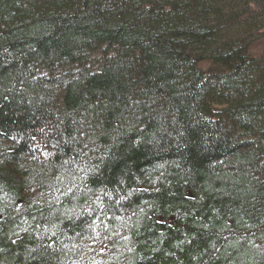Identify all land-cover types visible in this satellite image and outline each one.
Instances as JSON below:
<instances>
[{
	"label": "trees",
	"instance_id": "obj_1",
	"mask_svg": "<svg viewBox=\"0 0 264 264\" xmlns=\"http://www.w3.org/2000/svg\"><path fill=\"white\" fill-rule=\"evenodd\" d=\"M264 0H0V264H264Z\"/></svg>",
	"mask_w": 264,
	"mask_h": 264
},
{
	"label": "rangeland",
	"instance_id": "obj_2",
	"mask_svg": "<svg viewBox=\"0 0 264 264\" xmlns=\"http://www.w3.org/2000/svg\"><path fill=\"white\" fill-rule=\"evenodd\" d=\"M249 53L253 58L264 57V37L252 44Z\"/></svg>",
	"mask_w": 264,
	"mask_h": 264
}]
</instances>
